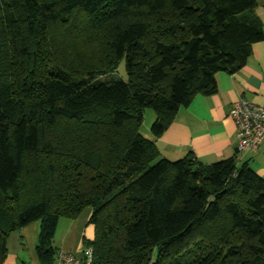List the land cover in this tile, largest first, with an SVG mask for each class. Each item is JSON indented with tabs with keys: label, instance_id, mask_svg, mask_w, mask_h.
Listing matches in <instances>:
<instances>
[{
	"label": "trees",
	"instance_id": "trees-1",
	"mask_svg": "<svg viewBox=\"0 0 264 264\" xmlns=\"http://www.w3.org/2000/svg\"><path fill=\"white\" fill-rule=\"evenodd\" d=\"M256 0H0V264L90 207V264H264V179L235 157H160L181 106L264 39ZM121 64L125 77L113 74ZM80 256V258L82 257ZM78 257V256H77Z\"/></svg>",
	"mask_w": 264,
	"mask_h": 264
},
{
	"label": "crops",
	"instance_id": "crops-1",
	"mask_svg": "<svg viewBox=\"0 0 264 264\" xmlns=\"http://www.w3.org/2000/svg\"><path fill=\"white\" fill-rule=\"evenodd\" d=\"M256 3L264 22V0ZM215 85V92L197 94L188 105L179 107L173 121L159 136L148 130L149 135L144 137L154 141L160 157L176 160L193 153L197 160L209 164L233 156L239 163L247 162L264 179V143L255 150L237 152L235 125L228 115L232 103L241 98L264 105V39L251 44L250 55L241 68L234 72H216ZM90 212L86 208L68 224L59 250L82 256L81 234L75 229L86 223ZM37 231V223L31 222L19 234L9 235L2 264H38ZM88 235L91 239L92 231Z\"/></svg>",
	"mask_w": 264,
	"mask_h": 264
},
{
	"label": "built area",
	"instance_id": "built-area-1",
	"mask_svg": "<svg viewBox=\"0 0 264 264\" xmlns=\"http://www.w3.org/2000/svg\"><path fill=\"white\" fill-rule=\"evenodd\" d=\"M228 115L235 125L237 152L255 150L264 143V105L241 98L232 103ZM90 261V248H85L81 258L59 250L55 264H90Z\"/></svg>",
	"mask_w": 264,
	"mask_h": 264
},
{
	"label": "rangeland",
	"instance_id": "rangeland-1",
	"mask_svg": "<svg viewBox=\"0 0 264 264\" xmlns=\"http://www.w3.org/2000/svg\"><path fill=\"white\" fill-rule=\"evenodd\" d=\"M114 76H117V77H125V71H124V68L121 64V67L120 69H118L117 72H115L113 74ZM155 118V113L154 111L151 109V108H145L144 109V113H143V121H142V124L140 126V133L144 136V135H149L148 133V130H150V125L151 123L153 122ZM146 137V136H145ZM147 138V137H146ZM86 208H90V207H85L82 211H84ZM81 211V212H82ZM81 212L78 214L77 217H75L74 219L78 218L80 215H81ZM91 213V212H90ZM89 214V213H88ZM90 216V214H89ZM88 216V217H89ZM74 219H67L65 217H60L59 220H58V223H57V226H56V230H55V233H54V237L52 239V245L56 246L57 248H59V245L60 243L62 242L63 238H64V234L66 233L65 230H66V227L68 226L69 223H71ZM33 222H36L37 225H38V231H39V221H33ZM88 220L86 221V223H84V225H81L79 228H76L75 229V232H79L81 234V239H80V247L83 249V246H82V239L83 238H90L91 236L88 235L89 232L92 231V237H93V234H94V230H93V227L91 224H88L87 223ZM20 230H16V231H13L11 232L9 235H11L12 233L16 232V234H19L20 233ZM38 231H37V236H38ZM8 235V236H9ZM8 238V237H7ZM37 241V240H36ZM36 244V243H35Z\"/></svg>",
	"mask_w": 264,
	"mask_h": 264
}]
</instances>
